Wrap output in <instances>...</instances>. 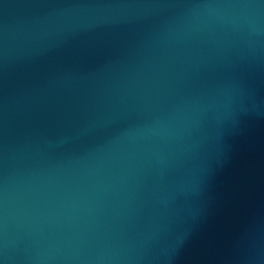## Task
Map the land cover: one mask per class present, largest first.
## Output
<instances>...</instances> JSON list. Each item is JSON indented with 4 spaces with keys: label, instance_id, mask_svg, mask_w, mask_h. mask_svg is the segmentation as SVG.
<instances>
[{
    "label": "water",
    "instance_id": "1",
    "mask_svg": "<svg viewBox=\"0 0 264 264\" xmlns=\"http://www.w3.org/2000/svg\"><path fill=\"white\" fill-rule=\"evenodd\" d=\"M0 264H264V0H0Z\"/></svg>",
    "mask_w": 264,
    "mask_h": 264
}]
</instances>
